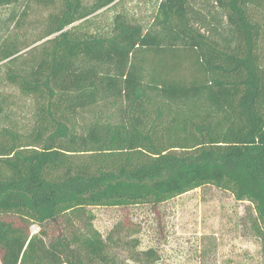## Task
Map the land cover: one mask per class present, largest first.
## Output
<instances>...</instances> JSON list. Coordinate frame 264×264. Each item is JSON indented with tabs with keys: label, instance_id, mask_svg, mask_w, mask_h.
Returning a JSON list of instances; mask_svg holds the SVG:
<instances>
[{
	"label": "trees",
	"instance_id": "obj_1",
	"mask_svg": "<svg viewBox=\"0 0 264 264\" xmlns=\"http://www.w3.org/2000/svg\"><path fill=\"white\" fill-rule=\"evenodd\" d=\"M212 1L160 0L148 26L118 11L89 32L120 0H61L40 44L0 36L4 81L34 103L22 132L0 91L2 264H103L88 208L155 207L206 184L250 203L264 255V0ZM62 215L88 223L71 238L29 234Z\"/></svg>",
	"mask_w": 264,
	"mask_h": 264
},
{
	"label": "rangeland",
	"instance_id": "obj_2",
	"mask_svg": "<svg viewBox=\"0 0 264 264\" xmlns=\"http://www.w3.org/2000/svg\"><path fill=\"white\" fill-rule=\"evenodd\" d=\"M90 3L92 0H83ZM160 0H120L93 14L86 25L89 32L111 27L113 15L122 11L148 26ZM198 8H212V0H193ZM61 0L40 3L29 0L0 8V36L15 37L23 51L43 42L48 15L59 12ZM14 11H25L18 22L10 20ZM264 25V12L260 13ZM40 39V40H39ZM264 56V30L262 33ZM0 71V91L7 95L5 122L16 124L22 132L33 125L34 103L10 86ZM91 226L105 241L103 264H263L261 241L250 226L253 207L238 201L226 190L206 184L155 207L138 204L124 207L93 206ZM90 218V217H89ZM88 223V218L62 215L43 226L30 223L29 234L44 233V241L57 236L72 237ZM0 264L1 259H0ZM65 264V263H64Z\"/></svg>",
	"mask_w": 264,
	"mask_h": 264
}]
</instances>
